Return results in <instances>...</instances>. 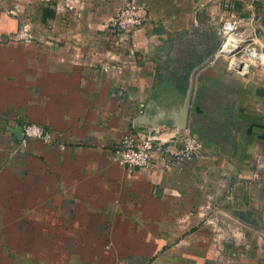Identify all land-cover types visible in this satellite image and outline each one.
<instances>
[{
    "label": "crops",
    "instance_id": "obj_1",
    "mask_svg": "<svg viewBox=\"0 0 264 264\" xmlns=\"http://www.w3.org/2000/svg\"><path fill=\"white\" fill-rule=\"evenodd\" d=\"M140 1L150 19L125 40L104 25L119 0H0V264H229L202 221L213 192L250 243L223 256L264 264V67L220 51L232 16L264 41V0ZM133 120L190 130L199 154L119 163ZM28 123L51 140L22 142Z\"/></svg>",
    "mask_w": 264,
    "mask_h": 264
},
{
    "label": "built area",
    "instance_id": "obj_2",
    "mask_svg": "<svg viewBox=\"0 0 264 264\" xmlns=\"http://www.w3.org/2000/svg\"><path fill=\"white\" fill-rule=\"evenodd\" d=\"M252 6L255 0H242ZM82 0H59L58 7L65 6L78 8ZM230 0H223L226 9L233 6ZM147 5L140 0H119V7L106 19L105 27L117 37L125 40L131 39L140 31L150 19ZM225 37L220 51L229 57L228 65L235 70L247 72L252 66L264 67V41L258 39L255 31L247 32L242 29V18L232 16L226 18L221 24ZM145 107L143 101L139 102V111ZM159 123L142 125L133 120L130 128L122 134L113 149L114 160L128 167L152 169L158 160L164 167L180 164L185 160L199 154L200 140L186 129L170 133L168 126H159ZM21 140L27 137H36L44 141L52 138V132L39 124L28 123L21 127ZM179 138L180 145L174 146L169 142ZM173 138V139H172ZM63 147V145H61ZM257 170L251 172V178L260 177ZM223 187V184H220ZM215 193L207 195V201L202 209V221L211 228L210 243L215 248L216 255L231 264L230 256H223L221 244L229 242L247 250L250 247L245 228L242 222L230 211L214 200ZM230 197L229 194L226 195ZM245 252V251H244Z\"/></svg>",
    "mask_w": 264,
    "mask_h": 264
}]
</instances>
